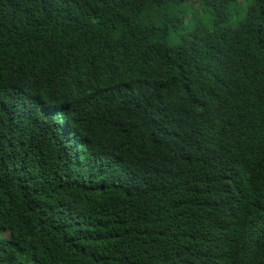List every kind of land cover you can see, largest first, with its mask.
<instances>
[{
	"label": "trees",
	"instance_id": "obj_1",
	"mask_svg": "<svg viewBox=\"0 0 264 264\" xmlns=\"http://www.w3.org/2000/svg\"><path fill=\"white\" fill-rule=\"evenodd\" d=\"M188 1L0 0V264H264V0Z\"/></svg>",
	"mask_w": 264,
	"mask_h": 264
},
{
	"label": "rangeland",
	"instance_id": "obj_2",
	"mask_svg": "<svg viewBox=\"0 0 264 264\" xmlns=\"http://www.w3.org/2000/svg\"><path fill=\"white\" fill-rule=\"evenodd\" d=\"M198 0H189L188 1V4L194 8L195 7V4ZM242 1V0H240ZM195 3V4H194ZM192 14H194V12L190 11ZM201 13V9H199V7H197V15H199ZM195 15V14H194ZM190 19H193L192 15H188L187 19H186V22L185 23H188L190 21ZM208 19L205 20V23L207 22ZM7 234V233H6Z\"/></svg>",
	"mask_w": 264,
	"mask_h": 264
}]
</instances>
